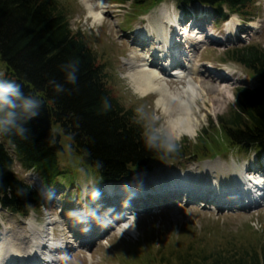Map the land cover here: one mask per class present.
<instances>
[{
	"label": "rangeland",
	"instance_id": "rangeland-1",
	"mask_svg": "<svg viewBox=\"0 0 264 264\" xmlns=\"http://www.w3.org/2000/svg\"><path fill=\"white\" fill-rule=\"evenodd\" d=\"M58 1L66 7L72 33L79 35L86 47L95 53L96 63L104 67L108 74L107 87L113 96L124 109L132 110L133 116L144 124L146 129L163 136L168 149H174L173 145H181L186 140L189 143L184 151L193 152L194 145L198 141L197 137L202 133L203 128H206V132L210 135H217L216 138L221 142L224 141L218 135L220 133L217 125L218 117L227 115L233 108L237 87L252 85L254 82L240 65L224 61L225 54L230 49L248 44L264 49V0H257L254 3L249 9L247 20L231 14L227 22L216 19L209 8L196 6L197 9L193 8L192 11H198V15L191 17L197 28L193 27L190 32H188L190 25L187 23L188 16L171 0H166L158 6L143 8L134 7L133 0L122 2L104 0L107 12L104 13L105 17L101 24L93 23L88 17L87 4L83 0ZM92 2L94 5L98 4V0ZM161 11H165V15H161ZM174 22L179 27L176 31L170 25H174ZM163 24L167 26L166 37L169 32L174 36L186 34L182 39L186 56L189 55V58L192 56L191 64L197 65L202 71L194 75L193 79L203 84L202 86L215 99V103L197 99V113L203 116L197 133L194 136L181 135L172 140L167 137L163 126L166 122L165 116L161 107L155 105V97L150 95L141 98L134 93L126 78L129 72L128 61L136 57L141 64L143 58L150 54L154 47L153 42L150 44V39L147 48L137 46L136 34L140 35V31L146 34L145 31H148L145 30L146 26H158L162 30ZM151 34L152 36L149 34L150 38L158 35L156 31ZM211 39H214L213 43H210ZM220 39L224 41L218 43ZM168 57L172 63L174 56ZM183 59L184 57L179 59L181 64L187 65L186 57ZM171 71L165 72L164 78L176 80L175 84H169V88L179 90L186 85L187 78L180 81L171 75ZM218 75L229 79V82L219 84L220 93L214 92V85L206 80V76L215 78ZM211 122L214 125H211ZM203 139L207 140V137ZM224 149L216 157L204 158L196 162H190L189 155L180 160L151 162L149 165L151 170L143 171L136 177H148L150 183L147 184V181L144 185L134 184L136 178L133 180V177L129 182L120 181L108 184L109 186L101 185L97 179L95 180L94 175L75 164L77 168L73 181L66 176L63 177L64 179L60 177V186L50 187L45 184L36 186L42 193L43 205L37 210H31L28 216L0 209V249L5 238L12 240L16 246H28L33 239L34 230L35 235L43 231L50 233L49 237L54 239L56 244L67 248L63 253L53 252L54 254L49 256L51 258H47L48 253H45L46 259L60 260L54 264H173V258H168V255L174 254L175 250L183 251L188 246H191L189 250L202 254L211 251L242 253L245 249L260 250V246L264 244V199H257L258 205L254 203L244 204L238 208L236 206L223 208L221 204L220 208L217 205L219 201L214 205L202 198L193 199L185 193L174 194L170 191L171 193L164 194L162 192L164 186L158 184L167 176L178 177L188 170H195L192 179L196 182L193 184L197 183L199 189L211 183L214 187H226L228 191L227 185L230 183L234 190H231L233 195L232 193L237 194L241 191L239 188L244 181L245 167H252L259 173L264 172V152L255 153L252 150L244 152L229 142ZM62 155L61 167L67 164L66 160H63L65 157L72 158L71 162L75 160L71 157V150L66 146ZM12 167L26 182H30L31 185L37 182L35 178L38 175L23 169L16 158ZM41 182L39 180V183ZM171 186L175 187L177 184L173 183ZM131 190L138 194L136 196L130 194ZM105 191L108 192L107 195L125 197L126 202L123 204L115 203L117 198L115 197L113 205H116L119 211H127L125 207L130 211L125 213L126 217L122 221L114 222L110 217V225L102 220L95 226L99 217L97 204L98 210L106 214V210L102 208L103 204L98 202L100 197L101 203L106 202L103 198ZM220 191L223 192L222 189L217 191L215 188V191L208 196L219 200L217 194ZM194 192L190 196L197 197L198 190ZM229 197L225 195L224 200L231 201ZM119 201L122 202L121 199ZM86 206L89 207L88 223L92 225L91 233L85 229L86 225L80 222L86 219L84 215ZM49 221L52 223L49 224ZM126 223L133 225L132 231L124 230ZM31 227L32 231H30ZM38 255L41 257L40 253ZM39 256L37 258L40 259ZM62 257L64 258L61 260ZM10 260H7L8 263L11 262ZM39 262L48 264L37 259L32 264ZM18 263L16 260L11 264Z\"/></svg>",
	"mask_w": 264,
	"mask_h": 264
},
{
	"label": "trees",
	"instance_id": "trees-1",
	"mask_svg": "<svg viewBox=\"0 0 264 264\" xmlns=\"http://www.w3.org/2000/svg\"><path fill=\"white\" fill-rule=\"evenodd\" d=\"M164 1L133 0V6L153 7ZM171 1L185 14L200 6L225 21L231 14L247 20L257 0ZM66 12L58 0H0V81H14L26 97L41 101L39 115L21 121L26 129L23 135L16 130L0 133V208L28 216L43 205L42 194L13 170L15 158L48 186H60V177L73 181L75 164L108 186L151 170V162L186 155L191 156L190 162L216 157L228 142L244 152H264V49L248 44L225 54L224 61L240 65L254 82L237 87L233 108L218 117L220 133H216L224 141L203 128L193 152L184 151L186 140L168 149L163 136L146 129L113 96L107 87L108 74L96 63L95 53L72 33ZM73 69L76 81L70 83L67 77ZM52 81L64 91L57 93ZM65 146L75 160L67 156L63 159L67 164L61 167ZM190 248L175 250L168 258H173V264H264V244L260 250L242 253L202 254Z\"/></svg>",
	"mask_w": 264,
	"mask_h": 264
},
{
	"label": "bare ground",
	"instance_id": "bare-ground-1",
	"mask_svg": "<svg viewBox=\"0 0 264 264\" xmlns=\"http://www.w3.org/2000/svg\"><path fill=\"white\" fill-rule=\"evenodd\" d=\"M83 1L87 4L88 17L92 19L93 23L101 24L105 17L103 15L107 12L105 10L106 6H104V0H98V4L95 5L92 0ZM165 13V11H161V15H165ZM187 23L190 24L188 32H190L193 27L197 28L196 26H194V19H191L190 21L188 20ZM174 26L176 27V29H179L175 22ZM163 27L164 28H162V30L159 29L158 26L145 27V30H148V34H151L152 32L156 31L158 35H156L155 38L145 36L142 32H140V35L136 34L137 36L135 37V40L137 41V46H142L144 47V49L147 48V42L150 39V44H152L153 42L154 47L152 49V52L150 54L148 53L146 57L143 58L141 64L138 63L136 57H133L132 60L128 61L129 72L126 78L128 79V83L130 84L134 93L138 94L141 98L150 95L155 97V105L158 108L161 107L165 116L166 122L163 124V126L166 131L167 137L172 140L174 138L180 137L181 135L194 136L197 133L201 121L203 120V116H200L197 113V99H201L202 101L209 100V102L211 103H213L215 99L212 98L213 96H210L208 90H206L202 86L203 84L201 85L199 82L194 81L193 76L198 74V72L201 73L202 71L198 68L197 65L191 64L192 56H190V58L189 55L186 56L187 52L185 51L183 40H181L178 36L173 37L170 32L168 37H166V34H168L167 26L163 24ZM171 28H173L172 25ZM171 53L175 54H172V56H174L172 63L171 59L168 57L171 55ZM177 57L179 59H181L182 57H184L185 59L186 57V62H188L187 65H182L180 60L177 59ZM168 69L172 70L171 75L180 81L186 77V85L182 86L179 90H170L171 88H169V86L175 84L176 80H165L164 73L167 72ZM220 76L218 75L215 78L211 76H206V80H209V82L214 85V92L220 93L221 89H219V84L229 82V79L225 78L223 75ZM205 103L206 102H204V104ZM194 171L195 170H188L187 173L178 177L169 176V178L167 176L163 179V181L158 184L160 186H164V189L162 190L164 194L171 192H173L174 194H191L195 190H198V192L196 193L197 197H189L193 199L202 198L207 203L214 205L215 202L219 201V204L217 205L220 206V208L221 204L223 205V208L227 206H236L238 208L244 206V204L250 205L258 203L257 199H264V173H262V176L259 174H252V176H249L251 180L249 179L248 181L244 179L242 185L239 188L241 189V191H238L237 194L232 193L233 195H231V190H234L231 186L232 184L230 183H228L227 185L228 191L226 187H214L211 183L209 185L205 184L206 186H203V188H201L202 190L199 189L200 186L197 185V183L193 184L194 181L192 179V175ZM136 177H134L133 180ZM134 182V184L139 185H144L146 182L147 184L150 183L148 177L145 176H140L139 178H136ZM173 183L177 184V186L172 187L171 184ZM220 186L222 185L220 184ZM215 188L223 190V192L220 191L217 194L219 196V200L215 197L210 198L208 196V194L211 195V193L215 191ZM240 192H242V194H240ZM107 193L108 192H106V194ZM225 195L230 196L229 198L231 199V201L224 200ZM118 221H122V218H119ZM48 223L50 224L52 222L49 221ZM89 227H91L90 224H88L87 228ZM132 229L133 225L126 223L124 230L130 232L132 231ZM32 230L33 228L31 227L30 231ZM32 234L33 239L31 243L28 244V246H16V244L12 240L5 238L3 241V245L0 249V264H10L7 261L9 259H16L19 263L20 261H22L23 263L20 264H26L27 262L32 261L33 259L41 260L48 264H54L59 262V259H46L45 253H48V258L50 255L54 254L53 252L63 253L64 251H67V248H64L58 243L56 244V241L49 237L50 233H46L43 231L41 233L38 232V234L35 235L33 230ZM41 250L43 251L41 252ZM38 253L41 254V257L38 255ZM38 256L40 257V259L37 258ZM39 264L41 263L39 262Z\"/></svg>",
	"mask_w": 264,
	"mask_h": 264
},
{
	"label": "clouds",
	"instance_id": "clouds-1",
	"mask_svg": "<svg viewBox=\"0 0 264 264\" xmlns=\"http://www.w3.org/2000/svg\"><path fill=\"white\" fill-rule=\"evenodd\" d=\"M70 83H75V69L68 73ZM54 84L57 93L63 92V86ZM41 101L36 97L25 96L16 82L0 81V133L16 130L23 135L26 129L21 121L33 119L39 115Z\"/></svg>",
	"mask_w": 264,
	"mask_h": 264
}]
</instances>
